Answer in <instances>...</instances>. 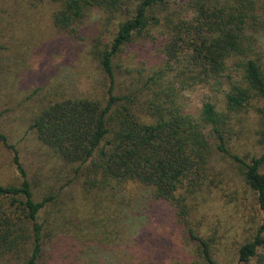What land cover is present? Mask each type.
Segmentation results:
<instances>
[{"label": "trees", "instance_id": "obj_1", "mask_svg": "<svg viewBox=\"0 0 264 264\" xmlns=\"http://www.w3.org/2000/svg\"><path fill=\"white\" fill-rule=\"evenodd\" d=\"M54 1L59 7L53 20L60 29L77 32L96 9L102 12L101 30L114 26L115 31L109 41L97 36L92 48L107 76L106 97L52 100L42 104L30 125L69 171L67 182L80 180L87 193L103 194L106 201L133 184L143 185L152 198L170 202L188 224L190 201L199 200L207 179L213 181L215 151L227 153L241 163L262 213V224L241 245L235 264H264V154L248 162L229 149L234 114L264 102V62L250 33L264 29V0H186L190 16H175L170 0ZM151 29L167 36L160 60L145 71L122 69L118 60L124 48ZM198 85L205 96L193 110L183 91ZM206 88L223 93L222 105ZM0 142L12 151L21 179L0 183V256L12 253L20 260L29 246V257L18 264H39L46 230L41 214L59 195L37 199L18 148L1 128ZM188 232L196 243L190 264H218L212 243L193 226Z\"/></svg>", "mask_w": 264, "mask_h": 264}, {"label": "rangeland", "instance_id": "obj_2", "mask_svg": "<svg viewBox=\"0 0 264 264\" xmlns=\"http://www.w3.org/2000/svg\"><path fill=\"white\" fill-rule=\"evenodd\" d=\"M170 1L175 16L191 15L186 0ZM58 7L54 0H0V128L18 148L35 197L59 195L41 214L46 230L39 264H190L196 259V243L188 226L212 243L218 264L237 263L241 245L253 239L262 224V213L254 190L244 181L241 163L227 153L215 151L209 176L213 181L207 179L199 200L190 201L188 224L170 202L152 198L143 185L133 184L106 201L103 194L87 193L80 180L67 182L69 171L30 125L42 104L52 100L106 97L107 76L92 48L97 36L109 41L115 31L114 26L101 30L102 12L96 9L77 32L60 29L53 20ZM152 30L124 48L118 60L122 69L145 71L160 60L167 36L160 29L154 36ZM255 32L250 33L264 62V29ZM203 89L198 85L182 90L193 110L205 96ZM206 89L222 105L223 93ZM258 105L264 109V102H256L232 119L229 149L248 162L264 154V111ZM20 180L12 151L0 142V183ZM30 252L28 246L20 260L12 253L1 254L0 264H18Z\"/></svg>", "mask_w": 264, "mask_h": 264}]
</instances>
